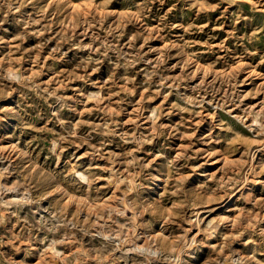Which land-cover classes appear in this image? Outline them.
<instances>
[{
	"label": "clouds",
	"instance_id": "clouds-1",
	"mask_svg": "<svg viewBox=\"0 0 264 264\" xmlns=\"http://www.w3.org/2000/svg\"><path fill=\"white\" fill-rule=\"evenodd\" d=\"M110 2L0 0V28L10 15L31 5L35 18L29 13L16 23L25 29L40 25L31 33L37 37L55 29L49 40L24 50L35 52L34 57H17L21 46L0 37V45H10L0 54V101L18 95L26 100L31 93L44 101L49 109L47 122L59 129L37 128L35 120L46 117L42 113L30 117L22 103L0 107V113H5L0 119L12 118L22 129L49 133L48 158H55L54 164L41 162L31 150V141L21 147L18 142L3 143L11 136L0 138V249L8 246L20 253L23 248L35 264H191L196 253L207 247L211 255L203 264H264L258 259L264 256V227H260L264 194L258 198L250 187L264 184L258 179L264 175V162L256 163L264 155V82L241 91L242 83L264 81V73L253 72L243 56L233 55L234 63L225 60L222 69L202 62L198 53L187 50L188 43L179 42L183 37L145 52L149 41L166 39L161 29L143 23V6L119 17L107 11ZM227 2L229 7L247 3L253 10L264 11L259 0ZM185 3L197 16L218 7L209 0ZM111 15L119 20L105 27ZM128 25L138 26L137 31L122 44ZM27 35L16 39L23 42ZM53 39L58 42L46 59L62 60L67 56L62 51L65 44L88 55L79 58L71 71L41 81L46 60L42 63L39 53ZM218 47L224 49L223 44ZM150 53L156 54L154 59H146ZM172 59L177 63L169 66ZM28 62L32 67L25 68ZM105 63L106 78L92 80ZM141 64L150 67L138 68ZM176 69L180 71L171 74ZM141 73L144 79L138 83ZM242 74L246 75L243 82ZM76 81L94 90L73 88ZM138 89L140 97L133 101ZM69 91L76 95H67ZM173 95L176 100L166 109ZM161 96L162 103L147 106ZM249 99L256 103L246 105ZM220 113L235 120L248 135L226 121L217 123ZM173 115L180 116L179 123H161ZM209 122L213 130L230 135L223 139H213L211 132L198 136L200 126ZM173 138L181 144L171 158L146 148ZM221 143L226 147H212ZM110 145L119 150L110 151ZM85 146L82 156L64 158L69 148L79 152ZM84 158L87 164L81 163ZM158 160L166 163L156 165ZM206 164L220 167L202 172ZM196 176L204 177L203 182L191 184ZM158 182L163 183V191H156ZM234 199L242 206L229 208ZM221 208L232 214H221ZM246 235L249 238L242 239ZM237 242L252 247L245 252L235 247ZM0 264L25 261L0 251Z\"/></svg>",
	"mask_w": 264,
	"mask_h": 264
},
{
	"label": "rangeland",
	"instance_id": "rangeland-1",
	"mask_svg": "<svg viewBox=\"0 0 264 264\" xmlns=\"http://www.w3.org/2000/svg\"><path fill=\"white\" fill-rule=\"evenodd\" d=\"M97 3H101V0H96ZM209 3L216 4L218 7L214 11H208L207 13H201L199 16L196 14V10L189 9L185 0H164V3L161 4L160 0H111L107 6V11L110 13H118L119 17H123L126 14L131 12L138 11L142 6L144 8L143 23L146 24L150 29L160 28V35L164 36L166 39L164 41L160 39H155L149 41V45L145 47L144 51L147 52L149 47H163L164 43L169 40H178L179 37H183L181 43H188L187 50L189 52H196L199 54L202 62L207 64H216L218 69L224 67L225 60H228L229 63H234L231 60L233 55L243 56L245 63L252 66L253 72L264 73V11L262 10H253V8L247 3H237L229 7L227 0H209ZM261 7H264V0H259ZM39 7V6H37ZM36 9L29 5L26 8L21 9L20 12L10 15L7 18V21L4 23L3 28H0V37L5 41H11L13 44H19L21 46V51L16 53L17 57L22 55H27L34 57L35 52L29 51L25 53L26 49H33L35 46L44 40H49L52 35L55 33V29L52 33H44L42 36H35L31 33L38 31L40 25H35L33 27L25 29L22 25L16 23L17 20H26V14H33L35 18ZM118 16L111 15L108 18V21L105 24V27L108 26L113 20H119ZM2 18V17H0ZM138 26L128 25L125 31L123 39L120 41L122 44L126 43L129 36L137 31ZM4 29H7L5 31ZM188 29V31H185ZM94 31H99L96 29ZM28 33L26 39L21 42L16 39V37ZM155 34V33H153ZM57 40L53 39L47 46L39 53L40 60L44 64V75L40 77L41 81L49 80L54 74L59 73L64 70L71 71V69L79 62V58L86 57L87 52H79L76 49L70 48V45H63L62 51L67 52L62 60L57 58L46 59L52 48L57 44ZM75 42V41H74ZM84 43H90V38L85 39ZM142 41H137L139 45ZM223 44L224 49L222 50L219 45ZM209 45L212 47L209 48ZM10 45L7 43L0 45V54H4L9 50ZM59 57V53L55 54ZM155 53H150L146 59H154ZM175 56V53H173ZM177 63V59H172L169 61V66ZM25 68L32 67L30 62L25 63ZM150 67L143 64L139 65L138 68ZM180 69H176L175 72L171 73L173 75L177 74ZM108 75V66L107 63L101 68L99 73H96L92 76V80L106 78ZM144 79L143 73L137 76V82L140 83ZM240 80L243 82L246 80V75L242 74ZM261 81L259 79H254L250 83H242L241 91H251L253 88L258 86ZM73 88H82L85 91L94 90L90 85H86L83 82L76 81L72 85ZM141 90H137V95L131 98L133 101H136L140 97ZM67 95H76V93L69 91ZM176 97L173 95L169 98L168 102L165 103V108H169L170 105L175 102ZM163 102V96L158 97L149 102L151 107H155ZM16 103H22L25 107L27 113L30 117H36L38 113H42L46 118L44 120L36 119L35 124L37 128H43L47 126L48 128H53L59 130L54 123H48L47 119L49 118V109L43 100L37 98L35 95L28 93V98L22 100L21 96H16L13 99L0 101V107L11 106ZM256 103L254 100H246L245 104ZM129 111L131 108L129 107ZM211 111V109H209ZM239 111V110H237ZM0 117H5V113H0ZM129 117H123L122 119H128ZM87 119V117H86ZM95 119V116L92 117ZM181 120L180 116L173 115L171 119L162 120L161 123L176 124ZM221 120L226 121L230 124L236 131L248 135L246 130L242 128L235 120H232L229 116L224 113H220L218 116L217 123ZM147 127V126H146ZM184 129L182 128L181 131ZM211 132L213 139H223L226 136H229V133L222 132L219 128L213 130L210 122L205 123L200 126L198 136H207ZM11 136L12 139H4L3 143L5 145L9 143H19L21 147H24L25 144L29 141L32 142L31 150L34 151V154H39L41 162L48 160V163L54 164V159H49V154L47 152L48 144L47 140L50 138V134L47 132H37L31 129H22L19 127V121L12 118L0 119V138ZM181 141L173 138L165 142L164 139H161L156 142L155 145L146 146L148 151H152L155 155L158 152H163L165 156L171 158L175 155L173 149H178L180 147ZM197 147L206 148L207 144H197ZM215 148H224L225 144H215L212 145ZM109 150H119L118 146L113 148L109 146ZM87 151V147L81 149L79 152H76L74 148H69L67 152L64 153L65 159H71L73 155L82 156L83 152ZM239 154H237L238 156ZM151 159L152 157H147ZM216 159V158H213ZM264 162V155L258 157L256 160L257 164ZM82 164H87V158L81 160ZM103 163V162H100ZM166 161L158 160L156 165H163ZM191 163H202V161H192ZM155 167V166H154ZM220 165L218 164H206L205 168L202 169V172H214ZM187 172L188 169H185ZM166 174V169H164ZM166 179V175L162 177V180ZM259 180L264 181V175L258 177ZM204 177L196 176L190 183L197 184L203 182ZM148 183V182H146ZM160 187L156 191H163L164 185L162 182ZM256 192L258 198L261 194H264V184H253L250 185ZM156 192H153L152 195H155ZM233 206H242V202L233 200L229 204V208ZM251 207V206H249ZM221 214H232L226 208H221ZM264 227V224L260 225ZM19 231V227L17 228ZM2 234V230H0ZM249 237L246 235L242 239L247 240ZM258 239V238H257ZM218 241H212V243H217ZM237 242L235 247L247 252L248 248H251L252 245L245 246ZM264 251V247L261 248ZM17 261L24 260L25 264H35V260L32 256H29L22 248L20 253H15L11 247L5 246L0 249ZM211 255V250L207 247H204L201 252L196 253L197 259L192 261L191 264H203V262ZM258 259L264 260V256H258Z\"/></svg>",
	"mask_w": 264,
	"mask_h": 264
},
{
	"label": "bare ground",
	"instance_id": "bare-ground-1",
	"mask_svg": "<svg viewBox=\"0 0 264 264\" xmlns=\"http://www.w3.org/2000/svg\"><path fill=\"white\" fill-rule=\"evenodd\" d=\"M239 244V243H238Z\"/></svg>",
	"mask_w": 264,
	"mask_h": 264
}]
</instances>
